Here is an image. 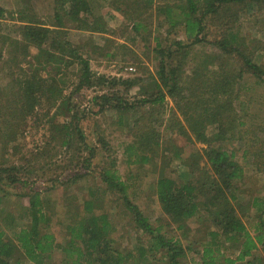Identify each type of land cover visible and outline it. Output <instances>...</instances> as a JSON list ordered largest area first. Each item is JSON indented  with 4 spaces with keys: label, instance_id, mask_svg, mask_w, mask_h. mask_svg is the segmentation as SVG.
Instances as JSON below:
<instances>
[{
    "label": "rangeland",
    "instance_id": "rangeland-1",
    "mask_svg": "<svg viewBox=\"0 0 264 264\" xmlns=\"http://www.w3.org/2000/svg\"><path fill=\"white\" fill-rule=\"evenodd\" d=\"M112 1H93L95 14L102 17L106 26L104 32H93L76 28L70 20L64 21V27L54 25L57 22L53 16V0H0V7L4 9L0 16V229L10 237L15 230L29 227L32 211L28 208L27 195L40 191L48 201L45 211L51 215L43 231L53 234L56 243H66L69 239L66 225L75 212L81 209L80 205L88 197L86 195L89 188L105 187L100 180L99 171L115 159L119 177L131 183L128 191L130 198L151 225L159 228L166 237L178 239L187 249L181 264H202L201 250L209 240L208 234L215 227L208 217H195L188 221L186 235H182V230L177 229L162 212L153 186L161 174H169L176 181H186L185 174L188 169L182 164L186 159L195 161L199 169L204 168L209 172L210 165L204 154L208 144L194 137L183 116L177 112L187 135L169 136L165 122L170 109L174 108L169 97L165 98L159 117L155 113L150 115L149 105L127 112L109 108H103L99 112L100 106L93 100L98 95L118 90L119 95L129 102H135L143 94L153 92V80L158 82L156 72L160 61L156 44L173 48L174 38L184 40L183 26L171 28L167 16H164V10L158 11L157 6L167 1L170 5L174 1L183 5L184 0H154L150 4H133L132 0H124L122 3L115 2L120 7L117 9ZM221 14L226 18L231 16L229 9L221 11ZM220 15L208 17L218 18L219 31L217 32L215 22L208 23L204 31L206 40L187 48L183 67L185 75H190L192 68L204 72L205 78H211L215 73H235L240 69L238 64H231L229 59L228 63L219 65L223 55L213 46L212 37L222 31L220 26L226 18L220 19ZM35 19H41L58 34V40L67 41L88 58L90 68L96 76L104 75L108 79L140 78V81L127 90L118 85L114 88L102 85L83 88L77 92L76 65L62 64L60 67L59 64L58 68H53L52 63H44L42 66L45 70L41 71V75L55 80L51 107L45 108L47 104L43 103L42 108H37L39 115L35 116V110L28 115L23 114L21 95L18 88L12 86L11 79L16 78L19 67L27 73H31L36 67L35 54H39V51L34 43L23 38L20 28L23 24L35 22ZM235 29L250 50L253 62L264 67V9L245 10L237 20ZM242 73L243 76L237 81V97L229 99L230 112L236 120H233L235 129L231 131L229 138H226L229 136L227 134L224 140L211 139L210 146L233 153V160L242 167V177L239 179L236 194L239 200L238 204L237 200L234 204L247 229L253 233L251 223L256 219L251 200L258 198L264 201V83L245 70ZM62 96H70V99L64 100ZM221 99L223 101L225 98ZM64 101L65 104L62 103ZM148 116L157 119L155 132L159 147L144 165L128 164L124 150L128 143L135 140V132L131 127L136 119L138 125L150 123L142 119ZM230 121L228 119L227 122ZM62 122H78L84 136V141L75 142L70 150L61 145L59 136L53 135L57 127L55 125ZM73 126L72 123L71 129ZM216 131L215 124L204 128L209 137H213ZM39 148H44L45 154L35 157ZM88 154L91 160L83 162L86 166L67 169L70 155H77L79 161H82ZM168 158L172 159L171 164L162 167V163ZM197 175L198 172H193L189 177L194 178ZM100 197V206L95 209V213L105 212L109 215V221L115 226L111 234L114 245L119 249L132 251L135 257L138 245H145L146 235L136 227L120 204L115 205L112 202L115 197L112 192L103 193ZM79 218L74 216V221ZM224 247H229V244H220V253L223 256L211 254L214 257L213 264H226L225 258L235 257L237 250ZM19 255L20 264H34ZM254 256L261 259V263L256 261L255 264H264L262 248L254 251ZM134 257L128 264H134ZM73 259L74 257H67L60 249L55 248L46 264H71ZM142 260L153 261L152 264H166L162 252H156L154 256L147 254ZM82 264L86 263L82 261ZM235 264H246V261Z\"/></svg>",
    "mask_w": 264,
    "mask_h": 264
},
{
    "label": "trees",
    "instance_id": "trees-1",
    "mask_svg": "<svg viewBox=\"0 0 264 264\" xmlns=\"http://www.w3.org/2000/svg\"><path fill=\"white\" fill-rule=\"evenodd\" d=\"M94 0H53L54 18L57 27H64V21H72L76 28L93 32H104L106 30L102 17L95 14L93 10ZM124 0H113L122 3ZM135 3H152L154 0H132ZM183 1V0H182ZM158 5L159 9L164 10V16L168 18L171 28L183 26V39L174 38L171 47H165L157 43V54L159 55V68L157 70L158 82L153 80L154 88L151 94H143L135 102H129L119 91H109L93 98L99 107V112L103 108L116 109L117 111L127 112L137 110L146 105L151 107V114L161 115L160 108L164 107L165 98L169 97L174 103L165 122V129L169 131V136L187 135L185 128L178 118V114L183 116L187 122L190 132L202 143L208 144L204 151L207 163L210 165L208 172L204 168H198L195 161L186 159L182 164L187 167V180L184 182L176 181L169 174L159 175L153 186L154 194L162 212L169 218L177 229L182 230V235H186L188 221L195 217H208L211 224L215 227L210 231L209 240L203 245L201 250L202 264H213L212 253L223 256L220 253V244L227 243L229 247L237 250L234 258H225L226 264L244 262L246 264L261 263V259L254 256V251L264 250V201L253 198L251 206L255 210L256 221L251 223L252 232L247 229L246 223L238 215L234 202L237 200V188L239 179L242 177V167L233 160V153H228L220 147L210 146L211 139L216 141L224 140L225 136L235 129V118L231 110L229 99L237 97L238 79L243 76L242 70L252 74L260 82L264 83V67L253 62L251 52L243 43L240 33L235 29L237 20L245 10H263L264 0H184L183 5L174 1L163 2ZM171 3V2H170ZM227 8V9H226ZM231 12V16L226 18L221 11ZM4 9L0 7V16ZM222 21L221 33L212 37V44L219 54L223 55L219 65L228 63L238 64L239 70L235 73H216L213 77L206 76L198 68H192L190 75H185L183 67L187 58V48L199 43L204 38L205 27L210 22H215L218 30V18H208L219 16ZM23 38L34 43L39 54H35L36 67L31 73H27L19 67L16 78L11 79L12 86L18 88L21 95L23 114L35 112L39 115L37 108H42L43 103L51 107L52 98L55 91V80L51 77H43L41 71L45 70L42 64L52 63L53 68H58L60 64L77 66V85L76 91L83 88H93L94 86L108 85L111 88L122 86L126 90L140 81L135 79H108L104 75L96 76L90 68L88 58L84 57L78 49L72 47L65 40H58V34L45 24L41 19L35 22H28L21 27ZM136 28V27H135ZM55 34V36H54ZM47 46V48H44ZM53 51V52H52ZM40 57V58H39ZM234 61V62H233ZM59 67V68H60ZM207 95H210L208 97ZM61 96V94H60ZM57 95V99H58ZM61 98L70 99L62 96ZM221 98H225L223 101ZM61 100V99H60ZM65 104L66 102H62ZM67 105V104H66ZM60 103L57 105V108ZM69 109V105H68ZM13 110V107H12ZM49 111V110H48ZM45 110V112H48ZM177 112V113H176ZM144 122L138 125L136 119L131 130L135 132V140L128 143L124 153L126 162L131 165H144L151 159V155L157 147L159 141L155 132L157 119L151 116L142 118ZM230 119V122H227ZM234 120V121H233ZM74 124L71 129V124ZM78 122H62L55 125L54 137L59 136L61 145L70 150L75 142H83L84 136L80 130ZM209 124H215L217 131L213 137L205 134L204 128ZM73 130V131H72ZM72 134V137H71ZM176 146V145H175ZM180 148V146H178ZM44 148H39L36 156H42ZM90 155L79 161L77 155H70L68 168H82L90 161ZM75 160V161H74ZM172 159L162 163V167L171 164ZM116 160L112 159L101 168L99 177L105 185L101 188H89L87 195L80 207L71 217L66 225L69 239L66 243H56L53 234L45 230L50 221V214L45 211L46 200L40 191H35L27 195L28 208L32 211V221L29 227L15 230L10 237L6 236L5 231L0 229V264H20L18 255H23L34 264H46L50 253L55 249L67 257H74L71 264H128L134 257L132 251L119 249L114 245L111 234L115 226L109 221V215L105 212L95 213V209L100 206L101 195L112 192L115 195L113 203L121 205L124 211L130 215L136 227L141 229L146 235L145 245H138L137 253L134 257V264H152L153 261L142 260L147 254L153 255L162 252L166 264H181V259L185 256V247L178 239L166 237L159 228L151 225L148 218L143 214L129 196L131 183L121 180L116 169ZM198 172L194 178L189 175ZM72 176V175H71ZM73 176H76L73 174ZM65 185V183H64ZM1 201V197H0ZM240 202V201H239ZM72 204V203H71ZM73 205V204H72ZM72 207V206H71ZM71 209V208H70ZM70 209L68 211H70ZM74 216L80 218L75 222ZM7 217V216H6ZM6 219V218H5ZM73 223V224H72ZM28 226V225H27ZM148 248H147V246ZM223 249V250H224ZM19 255V256H20ZM251 259L249 260L248 258Z\"/></svg>",
    "mask_w": 264,
    "mask_h": 264
}]
</instances>
